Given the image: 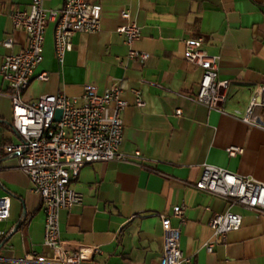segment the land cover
Here are the masks:
<instances>
[{"label": "crops", "instance_id": "1", "mask_svg": "<svg viewBox=\"0 0 264 264\" xmlns=\"http://www.w3.org/2000/svg\"><path fill=\"white\" fill-rule=\"evenodd\" d=\"M31 0H0V40L13 38L12 48L0 46L4 57L21 50L23 30L14 28L10 12L27 9ZM102 8L100 28L76 33L72 48L59 64L53 53V23L45 27L42 61L22 92L24 103L44 94L78 97L85 84L104 89L123 85L128 102L122 112L125 160L85 164L71 187L82 200L58 213L60 238L68 248L98 246L95 264H158L162 249L159 214L171 215L182 205L180 249L192 264H264V216L235 205L241 225L204 248L211 238L214 213L224 212V199L196 189L203 164H211L264 182V128L242 120L252 95L264 86V0H92ZM63 0H43L60 8ZM122 11L129 18L121 16ZM129 22L140 28L134 49L149 54L144 61L127 58L124 36L116 28ZM201 37L202 49L217 58L218 78L229 81L218 108L192 100L203 69L183 59L184 41ZM132 90L139 91L136 106ZM9 87L0 79V195L10 196L9 217L0 222L8 232L0 245V264H34L19 254L50 256L43 244L44 212L40 196L18 168L6 144H18L12 127ZM180 110L181 114H175ZM255 117L264 120V108ZM229 146L241 148L229 156ZM138 152V155H135ZM172 226L179 220L169 218Z\"/></svg>", "mask_w": 264, "mask_h": 264}, {"label": "built area", "instance_id": "2", "mask_svg": "<svg viewBox=\"0 0 264 264\" xmlns=\"http://www.w3.org/2000/svg\"><path fill=\"white\" fill-rule=\"evenodd\" d=\"M121 16L129 18L127 11ZM14 28L26 34L21 50L7 54L0 65V79L9 87L8 96L12 103V127L20 137L18 144H6L7 154L16 155L18 168L28 177L34 191L40 196L44 212L43 244L50 249V256L35 252L19 254L24 262L34 264H95L94 254L98 246L79 244L67 247L60 238L58 213L79 204L82 196L71 187L80 169L88 163L125 160L119 150L122 141V112L128 102L122 97L123 85L113 83L101 89L94 84H85L78 97L63 93L44 94L38 99L24 103L22 92L32 78L45 81L47 72L34 74L42 61L45 27L53 25V53L61 64L67 51L72 48L71 38L76 33H91L100 28L102 8L92 0H63L60 8H45L43 0H31L27 9L10 12ZM124 36L127 58L142 61L147 52L134 49L133 44L140 36V28L133 22L116 28ZM201 37L184 41L183 59L203 69L197 92L192 100L208 108H218L226 96L228 80L218 78L217 58L202 49ZM11 36L0 40V46L12 48ZM136 106L144 103L138 90H132ZM257 108H264V86L252 95L242 116L249 126L264 128V120L255 117ZM56 110H61L59 120L54 119ZM180 115L181 111L176 110ZM229 156L241 152V148L229 146ZM135 152V155H138ZM193 186L208 194L227 201L224 212L214 213L208 221L212 229L211 238L204 248L211 252L216 242H223L230 231L237 230L242 221L239 213L231 210L238 205L264 216V182L248 176L230 172L225 168L203 164L200 178ZM10 196L0 195V222L9 217ZM179 220L172 226L169 218ZM162 226V249L156 258L158 264H192V258L180 249V226L186 221L184 207L173 206L171 215L159 214ZM8 234L0 230V245Z\"/></svg>", "mask_w": 264, "mask_h": 264}, {"label": "water", "instance_id": "3", "mask_svg": "<svg viewBox=\"0 0 264 264\" xmlns=\"http://www.w3.org/2000/svg\"><path fill=\"white\" fill-rule=\"evenodd\" d=\"M60 115H61V110H56V111H55V114H54V119H55V120H59Z\"/></svg>", "mask_w": 264, "mask_h": 264}]
</instances>
